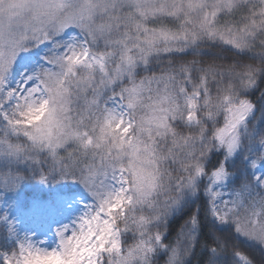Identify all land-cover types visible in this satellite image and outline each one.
<instances>
[{"label": "snow or ice", "instance_id": "6c2138e0", "mask_svg": "<svg viewBox=\"0 0 264 264\" xmlns=\"http://www.w3.org/2000/svg\"><path fill=\"white\" fill-rule=\"evenodd\" d=\"M264 264V0H0V264Z\"/></svg>", "mask_w": 264, "mask_h": 264}, {"label": "trees", "instance_id": "16d2710c", "mask_svg": "<svg viewBox=\"0 0 264 264\" xmlns=\"http://www.w3.org/2000/svg\"><path fill=\"white\" fill-rule=\"evenodd\" d=\"M198 255L197 256H193L192 257V264H197V260H198Z\"/></svg>", "mask_w": 264, "mask_h": 264}]
</instances>
